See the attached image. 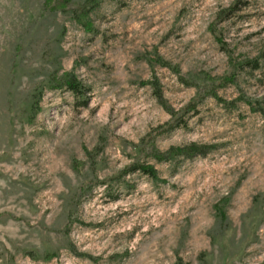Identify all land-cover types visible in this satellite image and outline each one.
<instances>
[{
    "label": "rangeland",
    "instance_id": "1",
    "mask_svg": "<svg viewBox=\"0 0 264 264\" xmlns=\"http://www.w3.org/2000/svg\"><path fill=\"white\" fill-rule=\"evenodd\" d=\"M99 1L87 31L57 0H0V264H264V0L224 21L236 0ZM257 57L219 89L230 104L158 134L171 116L148 81L182 110L198 87L180 77ZM67 72L83 97L53 88ZM148 135L218 148L158 162ZM137 160L159 179L121 175Z\"/></svg>",
    "mask_w": 264,
    "mask_h": 264
},
{
    "label": "trees",
    "instance_id": "2",
    "mask_svg": "<svg viewBox=\"0 0 264 264\" xmlns=\"http://www.w3.org/2000/svg\"><path fill=\"white\" fill-rule=\"evenodd\" d=\"M244 3V0H236L234 4L219 13V21H224L228 17H231L236 11L240 9L241 5H243ZM99 4V0H85L83 3H71L70 0H57L56 7L64 11H72L77 22L81 24L85 30L93 31L95 29L93 26V20L90 17V13L95 8H97ZM222 45L225 47V42H222ZM245 66H250L252 69L259 68L260 58L257 57L253 59L242 60L241 62L233 66V70L230 74L222 77H214L206 72L191 74V79L180 77V79L187 85H194L198 87V93L196 94V96L193 97L192 100L182 110L176 109L169 103L163 93L161 83L157 78L148 81V83H150L153 87L154 95L157 98L158 102L171 116L169 121L156 128L158 134H163L179 127H185L187 125V119L185 118V116L191 111H196L197 106L206 97H213L217 101L224 103L225 105L230 104V102L219 95L218 91L221 87H224L229 83L236 82L238 72ZM201 82H204V86H201ZM53 88H67L79 97H83L86 91L84 84L73 72H67L62 77L53 79ZM246 102L251 105L253 110H257L255 104H253L250 100L247 99ZM155 138L156 137L152 135H148L147 138H144L141 141V151L143 156L147 158H153L158 162H171L179 158H194L197 156H206L211 151L218 148V145L216 144L190 142L183 145H172L166 150H161L156 146ZM137 171L148 175L151 178L159 179V170L153 163L149 162L148 160H137L129 164L121 172V175L125 176ZM27 253L32 257H37L34 251H29ZM79 255L87 254L80 253ZM89 257L92 256L89 255Z\"/></svg>",
    "mask_w": 264,
    "mask_h": 264
}]
</instances>
